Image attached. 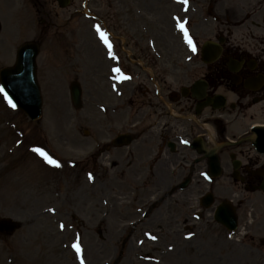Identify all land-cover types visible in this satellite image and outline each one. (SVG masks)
I'll return each instance as SVG.
<instances>
[{
	"label": "rangeland",
	"instance_id": "obj_1",
	"mask_svg": "<svg viewBox=\"0 0 264 264\" xmlns=\"http://www.w3.org/2000/svg\"><path fill=\"white\" fill-rule=\"evenodd\" d=\"M39 1L52 20L50 27L40 25L46 16L36 8V0H0V68L14 64L21 43L38 40L44 96L43 116L33 122L0 93V217L22 224L11 236L0 234V264H264V250L255 247L256 240L250 235L231 239L209 215L185 223L175 220L171 204H162L138 220L136 207L143 199L140 192L136 200L130 198L128 170L124 165L111 169L106 156L95 166L98 138L113 136L127 119L121 114L116 124L111 121L108 107L122 98H114L117 93L109 81L98 76L106 70L105 58L90 21L80 13L69 19L71 14L56 8L53 0ZM152 1L160 6V14L153 15L151 23L135 12L139 5L143 8L141 2L127 0L135 35L128 38L129 50L147 37L155 44L175 42L170 27L175 7L170 0ZM107 16L119 30V19ZM145 25L147 36L142 32ZM116 34L125 36L122 31ZM127 65L133 64L128 60ZM75 79L83 88L82 109L71 102L69 85ZM37 148L59 166L48 163ZM156 214L159 220L153 218Z\"/></svg>",
	"mask_w": 264,
	"mask_h": 264
},
{
	"label": "flooded vegetation",
	"instance_id": "obj_2",
	"mask_svg": "<svg viewBox=\"0 0 264 264\" xmlns=\"http://www.w3.org/2000/svg\"><path fill=\"white\" fill-rule=\"evenodd\" d=\"M195 1L207 17L200 53L186 62L189 53L178 42L159 47V57H141L138 64L151 72L141 66L140 81L112 119L129 114L122 132L133 139L114 147L112 137L104 148L112 169L128 170L142 203L152 194L161 202L175 197V220H190L188 199L212 192L216 206L231 209L264 247V0ZM206 41L215 44L203 56Z\"/></svg>",
	"mask_w": 264,
	"mask_h": 264
},
{
	"label": "water",
	"instance_id": "obj_3",
	"mask_svg": "<svg viewBox=\"0 0 264 264\" xmlns=\"http://www.w3.org/2000/svg\"><path fill=\"white\" fill-rule=\"evenodd\" d=\"M38 52L39 46L36 43H25L18 51L16 66L1 71L4 86L12 98L32 118H36L41 114L42 107L41 89L36 74ZM72 89L74 100L79 105L81 94L79 86L75 85ZM17 227L18 224L9 219L0 220V229H4L8 233L14 232Z\"/></svg>",
	"mask_w": 264,
	"mask_h": 264
},
{
	"label": "snow or ice",
	"instance_id": "obj_4",
	"mask_svg": "<svg viewBox=\"0 0 264 264\" xmlns=\"http://www.w3.org/2000/svg\"><path fill=\"white\" fill-rule=\"evenodd\" d=\"M183 2H184V3H187V0H183ZM179 26H180L181 29L185 32L186 36H188V43H189L190 45H192L193 51H195V50H196V45H195V43L193 42L191 36L188 35V29L185 27V24H184L183 22H181V23L179 24ZM97 27H99V26H97ZM101 35L104 37L105 42L108 43L106 33H103V32H102ZM110 46H111V45L109 44V47H110ZM115 71L119 73V72L121 71V69H120V68H116ZM0 93H3L4 96L8 98L9 102L12 104V107H16V106H17V105L15 104V102H13V98H12L11 96L8 95V92L6 91L5 86L0 85ZM36 151H37L38 153H40V155L43 156V157L47 160L48 163L59 166V162H58L57 160L53 159V157H52L51 155H49V153L46 152L44 149H42V148H37ZM77 250H79V246H78V245H77Z\"/></svg>",
	"mask_w": 264,
	"mask_h": 264
}]
</instances>
